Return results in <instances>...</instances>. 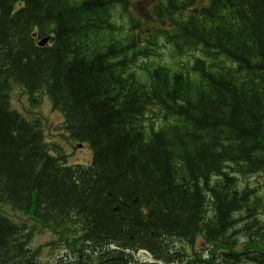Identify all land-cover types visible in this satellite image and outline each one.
Returning a JSON list of instances; mask_svg holds the SVG:
<instances>
[{
	"label": "trees",
	"instance_id": "obj_1",
	"mask_svg": "<svg viewBox=\"0 0 264 264\" xmlns=\"http://www.w3.org/2000/svg\"><path fill=\"white\" fill-rule=\"evenodd\" d=\"M13 84L48 98L87 164L46 140L42 113L11 108ZM256 173L264 0H0V264H38L35 227L106 264L139 247L165 260L171 237L198 234L213 257L241 238L264 264Z\"/></svg>",
	"mask_w": 264,
	"mask_h": 264
},
{
	"label": "rangeland",
	"instance_id": "obj_2",
	"mask_svg": "<svg viewBox=\"0 0 264 264\" xmlns=\"http://www.w3.org/2000/svg\"><path fill=\"white\" fill-rule=\"evenodd\" d=\"M38 100H39V103L37 105L31 104L33 101L29 100L28 94L25 92L24 89L20 87H14V89L11 92V105L13 107L19 109L24 114L29 112L30 111L29 109L34 108L33 112L31 113H34L35 111H39V113H42L43 115L46 116V119H47L45 122V130L47 132L46 139L54 140L56 142L58 141L57 144L66 153L68 162L78 163V164H87L91 158L90 156L91 151H90L89 145L85 143L84 146L77 147L76 145L77 142L71 140L68 137V135L64 132L63 125L61 124V121L63 119L61 117L60 112L51 110L50 102L48 98H46L44 95L39 96ZM60 133H63L64 135H61ZM263 178L264 176L262 173L261 174L256 173L249 177H246V181H248L249 186L256 188L255 192L259 190L264 191L263 190L264 189ZM241 182H242V179H239V187H241L240 186ZM2 211L6 214H11L8 207L6 206L3 207ZM259 213L261 214V217L264 220V212L259 211ZM22 218L25 219L26 217L23 216ZM259 225H261V223ZM260 229L264 230V227ZM262 236H264V234ZM53 239L54 238L52 234L46 231L35 232V234L32 236L31 241H30V247L34 250L39 249V252L37 253L38 262L46 263V264L73 263V261L76 259V254L63 249L61 246H55V247H51L49 245L43 246L44 243H46L49 240H53ZM173 242H174L173 245H176L173 247H178L182 244L181 241L179 240H173ZM171 247H172V244H171ZM85 248H83V250ZM244 249L245 248H243V250ZM244 254H245V258H247V256L249 255V253H244ZM65 255L67 256L65 257ZM172 255H173V250H170L168 255L165 258L167 261L160 262V264H178V261H175V262L170 261V258ZM134 258H136L138 262L152 261L151 256H149V254L145 253L144 251H138V252L135 251ZM234 259H235L234 256L227 255L225 256L224 264H230L232 260ZM210 261L213 262L214 264H219V262L216 263L214 260H210ZM245 261H246L245 264H258L257 262H254V261L248 262L247 259H245Z\"/></svg>",
	"mask_w": 264,
	"mask_h": 264
},
{
	"label": "water",
	"instance_id": "obj_3",
	"mask_svg": "<svg viewBox=\"0 0 264 264\" xmlns=\"http://www.w3.org/2000/svg\"><path fill=\"white\" fill-rule=\"evenodd\" d=\"M47 40V37H45L41 42H39L40 45H43Z\"/></svg>",
	"mask_w": 264,
	"mask_h": 264
},
{
	"label": "bare ground",
	"instance_id": "obj_4",
	"mask_svg": "<svg viewBox=\"0 0 264 264\" xmlns=\"http://www.w3.org/2000/svg\"><path fill=\"white\" fill-rule=\"evenodd\" d=\"M43 39H44V38L40 39V40L37 42V44L40 45L39 42H41ZM40 46H43V45H40Z\"/></svg>",
	"mask_w": 264,
	"mask_h": 264
},
{
	"label": "flooded vegetation",
	"instance_id": "obj_5",
	"mask_svg": "<svg viewBox=\"0 0 264 264\" xmlns=\"http://www.w3.org/2000/svg\"><path fill=\"white\" fill-rule=\"evenodd\" d=\"M128 261V260H127ZM185 264H190V262H186Z\"/></svg>",
	"mask_w": 264,
	"mask_h": 264
}]
</instances>
